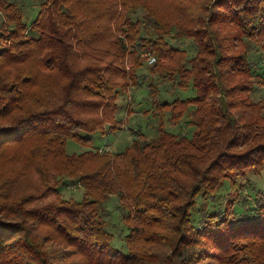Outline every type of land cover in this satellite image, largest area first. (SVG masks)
Instances as JSON below:
<instances>
[{"label":"trees","instance_id":"obj_1","mask_svg":"<svg viewBox=\"0 0 264 264\" xmlns=\"http://www.w3.org/2000/svg\"><path fill=\"white\" fill-rule=\"evenodd\" d=\"M172 1L181 20L162 17L143 0L126 8L116 0H45L27 21L16 0H0V149L47 135L69 165L56 175L53 199L38 205L35 194L13 198L10 182L0 179V264H202L207 257L232 261L237 251L259 259L254 248L264 244V188L255 189L249 205L239 199L236 178L264 169L263 103L249 98L253 69L264 70L263 56L251 57L254 40L264 53V0ZM139 8L146 13L134 19ZM112 21L121 33L109 41ZM182 37L195 43L193 55L177 44ZM130 47L135 61L127 71L119 55ZM142 50L155 55L150 73L163 75L172 89L194 93L162 100L150 81V102L160 118L156 136L129 127L133 137L122 150L67 154V138L86 146L92 144L88 133L125 127L115 116L116 98L137 84ZM93 52L94 63L88 60ZM15 64L23 68L10 72ZM40 66L57 73L59 92L45 78L39 82ZM36 86L49 97L25 105ZM87 111L93 113L82 115ZM166 111L176 123L186 116L190 135L167 130ZM74 181L84 188L82 200L59 191ZM226 181L232 192L223 200L219 189ZM112 194L128 228L124 250L112 245L106 227L104 203ZM159 221L175 234L169 242L158 240L169 252H140L137 243L153 240L145 226Z\"/></svg>","mask_w":264,"mask_h":264},{"label":"rangeland","instance_id":"obj_2","mask_svg":"<svg viewBox=\"0 0 264 264\" xmlns=\"http://www.w3.org/2000/svg\"><path fill=\"white\" fill-rule=\"evenodd\" d=\"M18 2L19 8L23 12L24 19L34 18L36 13L39 10V7L42 6L45 0H16ZM118 6H123L126 8L131 2L138 0H116ZM122 1L126 2L127 5H122ZM146 3L147 7L154 8L162 17H167L168 19L178 18L177 20H181V15L179 13V9L176 7V2L172 0H143ZM132 12V11H129ZM146 11L143 8L137 9L136 12H132V17L140 18ZM117 22H110L108 24V29L106 32L107 39L111 41L120 35V31L116 30ZM118 40H116L114 44L117 46ZM125 42L127 40L125 39ZM172 42L176 40L172 39ZM111 43L108 42L107 45ZM129 44V43H128ZM177 44L182 48L187 50L188 56L193 55L196 51V45L193 40L189 37H182L178 40ZM253 46V50L251 53L252 58L262 57L264 63V53L260 51L258 45L259 42L251 41ZM114 48L109 52H113ZM131 51H133L132 47L130 50L128 49L126 53L121 56L119 55L120 60L119 63L121 66L125 67L126 70L132 66L135 58L131 55ZM97 53L93 52L90 54L88 60L94 63V59L96 58ZM148 55L155 56L149 50H142L139 54V61L142 62V67L136 70V80L137 84H132L127 91H119V95L116 98V102L118 104V109L115 112V116L119 119H123L125 122V127L115 132L108 133L106 135H100L98 132L88 133L86 135L92 137V144H88L86 146L80 144L75 138H67L64 149L67 154L75 156L82 151L88 150L95 152V150H99L101 152L103 150L108 151H119L124 149L131 143V139L133 135L129 131V127H133L135 129H139L142 131L146 137H154L157 135L156 127L160 122L159 114L153 110V107L150 102L149 95V87L148 83L153 81L158 84L160 89L159 96L160 99L164 100H172L176 96H187L191 95L194 92H182L176 89H172V82L165 79V77L161 74H152L150 73V65L153 62L148 61ZM260 55V56H259ZM137 57V54H136ZM257 57V58H258ZM256 58V59H257ZM161 64L168 65L170 64L169 59H157ZM38 64V62H36ZM32 67L36 66L35 63H26ZM15 64L10 69V72H13V69H18L19 67L23 68V65ZM37 67V66H36ZM44 67L40 66V74L44 77H40L39 82L43 78H45L52 88V91L59 92L60 87H56V79L57 73H54L52 70H45ZM253 78L256 81L254 89L249 92V98L254 102L259 101L261 99L262 107L259 113L264 118V70L256 68L253 69ZM130 75V74H129ZM133 80V76H132ZM60 84H62L63 79L60 78L58 80ZM176 81V80H175ZM58 82V83H59ZM33 96H26L24 99V104L31 105L33 103H37L40 101L46 100L49 95L44 96L43 93H47L46 89L43 87H33L29 92ZM34 93L40 95H34ZM51 93V91H50ZM61 93V92H60ZM59 93V94H60ZM23 104V105H24ZM191 106L189 110H191ZM233 112H237V110H233ZM93 111L83 112L82 115L92 114ZM186 116H182L180 120L176 123L171 118V113L169 111L164 112L163 121L164 126L170 132H174L178 135L186 134L190 135L192 126H188L185 124ZM54 139H48L47 135H38L31 136L28 139H24L21 142L5 145L2 149H0V179H7L9 188L13 191L14 197L23 196L26 194H35L37 195L34 200V205L42 204L50 199H53L55 193L50 190L52 186H54L56 180L57 173H59L63 169H68V162L63 158L57 150V145L54 144ZM241 148H245L242 146ZM240 148V149H241ZM189 150V149H188ZM64 153V151H63ZM197 154L202 153V151H196ZM207 163V162H205ZM239 182L238 184V194L239 199L248 202L249 205H254V191L256 188H264V169L256 173L255 171H251L247 178L240 179V177L236 178ZM225 184L219 189L220 193L223 195V200L227 197L229 192V186ZM64 186L59 187V191L64 197H72L75 200H82L83 198V186L79 183L68 182L67 184H63ZM229 191V192H228ZM200 199H198V202ZM219 203V201H218ZM242 204V203H241ZM217 202H212L209 204V208L211 210L216 209L218 206ZM104 207L106 208V212H108L106 216L107 229L112 233L113 237L111 239V243L114 247L118 249L124 248V236L128 232V228L125 223L121 219V209L120 201L118 197L114 194L110 195L108 200L104 203ZM196 209L193 210V216H196ZM148 230L147 232L151 233L153 236L152 241H144L142 239L141 242L137 243L138 250L142 253L147 252L148 250L155 249L158 252L166 253L169 252L166 247L162 248L161 242H158L159 238H166L169 242L170 239L175 237V234H172L173 230L170 228V225L166 222L159 221L157 223H150L148 226H145ZM244 240L242 242H245ZM124 250V249H123ZM254 252H256L258 256V260L254 259L253 255L246 251L236 252L235 258L232 261H229V257L227 259L224 256L221 259L207 257L202 258L199 262L202 264H264V244L257 246L254 248ZM230 254V253H229ZM228 254V255H229ZM72 259V258H70ZM152 259H156V257H152ZM232 259V255H230V260ZM164 263V261H163ZM73 264H76L73 262ZM132 264H143L141 262L132 263ZM149 264H154L152 261Z\"/></svg>","mask_w":264,"mask_h":264},{"label":"built area","instance_id":"obj_3","mask_svg":"<svg viewBox=\"0 0 264 264\" xmlns=\"http://www.w3.org/2000/svg\"><path fill=\"white\" fill-rule=\"evenodd\" d=\"M155 60V56L148 55V61L153 62Z\"/></svg>","mask_w":264,"mask_h":264}]
</instances>
